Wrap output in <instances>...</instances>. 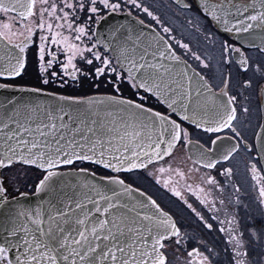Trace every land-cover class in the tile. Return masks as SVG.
<instances>
[{
	"label": "snow or ice",
	"instance_id": "1",
	"mask_svg": "<svg viewBox=\"0 0 264 264\" xmlns=\"http://www.w3.org/2000/svg\"><path fill=\"white\" fill-rule=\"evenodd\" d=\"M177 3L192 8L189 2ZM132 8L158 27L134 17ZM198 8L196 22L189 20L196 31L203 30V18L242 42L241 47L221 43L225 64L234 62L240 71L251 72L237 95L229 92L231 73L219 93L214 92L176 46L204 67L206 60L176 40L173 30L141 0H0V77H19L27 53L35 48L43 84L59 81L63 87L65 78H84L98 93L65 96L21 87V95L0 97V264H219V251L203 239L189 248L193 238L182 233L157 200L122 178L137 169L154 176L157 184V173L168 174L163 186L209 231L215 230L213 223L181 188L215 213L211 219L220 224L227 264H264V224L257 226L254 216L238 219L222 198L225 218L218 219L216 194H223L225 187L211 174L219 168V175L230 180L233 169L221 162L230 161L242 147L256 151L248 163L257 183V165L264 168V122L254 133L255 144L237 125L238 113L250 111L239 103L243 91L258 85L264 97V83H259L264 81V0H198ZM126 9L135 23H108ZM257 33L260 42L247 43L261 57L254 62L242 48L245 36ZM206 37L215 41L212 32ZM231 54L239 59L233 61ZM124 86L131 95H124ZM13 87L0 83L3 89ZM42 92L51 100H42ZM150 98L166 105L169 113L149 106ZM260 111L264 113V103ZM184 121L213 134L210 146L193 142ZM224 130L231 135H220ZM194 143L199 151L188 157L192 166L186 171L171 162L164 166L178 145ZM85 162L113 174L98 176L95 169L77 166ZM18 165L25 176V166L41 171L38 182L29 186L34 191L22 190L20 174L12 171ZM173 176L175 186L169 187ZM189 180L196 181L195 187ZM234 203L239 205V199ZM257 207L264 216V185Z\"/></svg>",
	"mask_w": 264,
	"mask_h": 264
},
{
	"label": "flooded vegetation",
	"instance_id": "2",
	"mask_svg": "<svg viewBox=\"0 0 264 264\" xmlns=\"http://www.w3.org/2000/svg\"><path fill=\"white\" fill-rule=\"evenodd\" d=\"M180 1L181 3H191V10L182 9L174 0H141V3L144 6L148 7L149 10L154 13V15L158 16L162 24L173 30L172 35L175 36L176 40H182L184 43H188L193 51L198 52L201 57L206 60L208 66L204 67L197 61L193 60L190 55L184 56L183 50L179 49V47L176 46L178 54H180L182 58L187 59L188 62L205 77V79L209 82L214 90L219 91L220 88L223 87V80L229 75V73H231L229 92L232 95H237L241 91L240 85L242 81L251 76V72L245 73L240 71L234 62L225 64L222 58L221 43L222 41L227 40L230 44H233L236 47H241V44L234 41L230 36L224 34L223 32H220L217 28L214 27V25L206 22L203 18H201L200 20V23L203 25V30L199 32L196 31L195 27L189 24V20L191 19L193 23H195L197 16L200 15L197 1ZM126 11L127 9L125 10V12ZM132 13L133 16L144 20L146 24H151L154 27H158L155 21L152 20L151 17H148L147 14L140 12L135 8H132ZM206 32H212L214 34V42H210V40L206 37ZM242 50L245 51L247 55L251 56L254 62L261 59L259 53L254 48L244 46ZM35 52V48H32L27 53L26 68L19 77L13 79H0V82L40 87L47 91L62 93L71 96H83L97 93V90H92V92L88 93L80 92L78 88L79 82H73L68 78H65L68 80V82L64 84L63 87L60 86L59 81L50 80L49 84H43V78L39 71V62ZM231 55L233 61L239 59V56L237 54ZM30 61L34 64L33 72L30 71ZM52 70L58 69L54 68ZM34 72L35 77L31 78ZM259 83H264V81H260ZM92 86L95 87L94 85ZM104 91L105 89H100V92ZM123 92L125 96L131 95L127 86H124ZM259 95V87L257 85L253 88L244 90L243 95H240L238 97L241 107L247 105L250 111L247 114L242 113V111L238 113L239 119L237 121V125L243 131V135L246 139H248L249 143L253 144H255L254 133L258 130L261 123ZM245 96L248 97V100L244 99ZM146 103L149 106H153L156 110L164 112L165 114L169 113V111L162 104L157 102L155 98H150L148 101H146ZM172 118L176 119L178 122L180 121V119L175 114H172ZM183 126L189 128V130L191 131V138L193 142H195L196 140H200L202 144L210 146V144L207 143L208 138L210 136L212 138H215L213 134H206L202 129H195L194 126L186 122H183ZM220 135H231V133L228 130H224V132L220 133ZM198 151L199 148L195 145V143L188 147L180 144L174 149L171 160L168 157L165 158L164 166L167 167L168 163L171 162L173 168L179 166L186 171L188 167L192 166V161L189 160L188 157L197 153ZM254 157H256V151L248 153L242 147L237 154H234L233 158H231L230 161L221 162L223 168L231 167L233 169V175L230 180H228L224 176L219 175V168L211 171V174L216 176L217 179L225 187V191L223 192V194H216V206L218 208H221L218 219L225 218L222 206H220L219 204V199L222 198L225 200V205L228 206L229 211L235 212L238 219H241L243 221L249 216H254L256 218L257 226L264 224V216L259 215L257 207L259 187L261 185H264V172L263 168H261V166L258 164L257 167L258 169H260V174L257 177V180L259 181V183L252 179L248 162ZM77 166L79 167L81 165L79 164ZM155 167L158 168L160 167V165L156 164ZM90 168L95 169L97 173L101 175H111L109 171L102 170L96 166L90 165ZM148 171H153V169L150 168ZM202 171L207 170L202 169ZM41 174L42 173L40 172L36 174L32 178V180L28 182L26 181V183L24 184L21 183L23 185L22 190L32 191L33 188H30L29 186L33 185L39 179ZM157 175H161V183L159 184L156 183L154 176H148L147 172H145L144 170L124 173L122 174V178L125 179L126 182L133 184V186L140 187L141 190L147 191L148 194H150L154 199L157 200V202L163 209L168 211L174 217L182 233H185L189 237L193 238L192 242L189 244V248L196 246V240L203 239L207 242L209 247H213L220 252L219 264H227L228 258L223 252V234L219 233L218 231L220 224L218 223V221L211 219V217L215 213L209 212L207 208L201 205L196 195L188 192L186 188H181L183 195L188 199L189 203H192L193 206L196 207L197 210L205 216L208 222L213 223L215 230L209 231L204 227L203 222H201L199 218H197L195 214L187 208V206L179 197H175L172 192L169 191V189L163 186V180L169 179L168 174L157 173ZM175 180L176 177L173 176L170 179L169 187L175 186ZM183 183V181H180L181 185H183ZM188 183L193 184V186L195 187L196 181L189 180ZM234 185L239 186V192L235 191V188L233 187ZM236 199H239V205H236L234 203Z\"/></svg>",
	"mask_w": 264,
	"mask_h": 264
},
{
	"label": "water",
	"instance_id": "3",
	"mask_svg": "<svg viewBox=\"0 0 264 264\" xmlns=\"http://www.w3.org/2000/svg\"><path fill=\"white\" fill-rule=\"evenodd\" d=\"M174 1H176L177 2V0H174ZM197 1V4H198V0H196ZM181 2V1H180ZM135 17V16H134ZM125 20H127V21H130V22H132V23H135V21L132 19V17H128L127 15H126V12L125 13H119V14H114L113 16H112V18L108 21V23H115V22H124ZM145 25H148V24H146L145 23ZM215 27V26H214ZM216 28V27H215ZM218 29V28H217ZM220 32H223L222 30H220V29H218ZM224 33V32H223ZM224 34H226V35H228V36H230L234 41H236L237 43H239V44H241L242 42H241V40H238L236 37H235V35L234 34H228V33H224ZM249 41H251V42H254V43H259L260 42V39H259V34L257 33L255 36H253V37H248V36H245V38H244V41H243V44H244V46H246L247 47V43L249 42ZM198 71V70H197ZM199 72V71H198ZM201 74V73H200ZM202 75V74H201ZM0 78H2V79H10V78H7V77H0ZM12 78H15V77H12ZM71 80V79H70ZM208 82V81H207ZM1 83V82H0ZM209 83V82H208ZM14 87L13 88H8V89H3V88H0V97H3V96H12V95H21V93L20 92H18L17 91V89L18 88H21V87H23V88H33V87H30V86H23V85H13ZM212 90L214 91V92H216V93H219V91H216V90H214L213 89V87H212ZM43 92H50V91H46V90H43ZM43 92L40 94V98L42 99V100H51V97H48V96H45L44 94H43ZM57 95H64V94H59V93H56ZM96 94H98V93H94V94H90V95H96ZM25 95H28V94H26L25 93ZM65 96H68V95H65ZM86 96H89V95H86ZM259 101H260V106H261V104L262 103H264V97H261L260 95H259ZM163 105V104H162ZM166 109H167V106L166 105H163ZM168 110V109H167ZM169 111V110H168ZM178 117V116H177ZM179 119H180V117H178ZM184 122H186V123H188V124H190V122H188V121H184ZM262 122H264V113H262L261 112V123ZM191 125V124H190ZM193 126V125H192ZM259 129V128H258ZM189 149V148H188ZM190 151V150H189ZM86 163V162H85ZM31 167H34V166H31ZM99 167V166H98ZM35 168V167H34ZM99 168H102V167H99ZM37 169V168H36ZM103 169V168H102ZM39 170V169H38ZM104 170H107V169H104ZM137 170H142V169H137ZM107 171H109L111 174H113L112 172H111V170H107ZM133 171H135V170H133ZM263 172H264V168H263ZM98 176H99V174H97ZM41 178V177H40ZM38 182V181H37ZM128 183V182H127ZM135 187V186H134ZM33 191H34V189H33ZM165 210V209H164ZM166 211V210H165ZM168 212V211H167ZM169 213V212H168ZM170 214V213H169ZM171 215V214H170ZM172 216V215H171ZM173 217V216H172ZM173 219H174V217H173ZM175 220V219H174ZM176 221V220H175Z\"/></svg>",
	"mask_w": 264,
	"mask_h": 264
},
{
	"label": "bare ground",
	"instance_id": "4",
	"mask_svg": "<svg viewBox=\"0 0 264 264\" xmlns=\"http://www.w3.org/2000/svg\"><path fill=\"white\" fill-rule=\"evenodd\" d=\"M25 168L27 169V175L26 176L24 175L25 169L20 168L19 165L17 166L16 169H13L12 170L13 172H16V173H19L20 174V176H21V183L22 184L26 183V181L28 182V181L32 180V178L36 174L40 173V172H38L39 171L38 169H35V168L31 167V166H25Z\"/></svg>",
	"mask_w": 264,
	"mask_h": 264
},
{
	"label": "rangeland",
	"instance_id": "5",
	"mask_svg": "<svg viewBox=\"0 0 264 264\" xmlns=\"http://www.w3.org/2000/svg\"><path fill=\"white\" fill-rule=\"evenodd\" d=\"M30 71L33 72L34 71V64L33 62L30 61ZM35 77V72L34 74L31 76V78H34ZM79 91L80 92H90L92 90H96L95 87L92 86V84L87 80V79H84V78H81L79 81ZM94 88V89H93Z\"/></svg>",
	"mask_w": 264,
	"mask_h": 264
},
{
	"label": "trees",
	"instance_id": "6",
	"mask_svg": "<svg viewBox=\"0 0 264 264\" xmlns=\"http://www.w3.org/2000/svg\"><path fill=\"white\" fill-rule=\"evenodd\" d=\"M90 92H92V91H90ZM85 93H88V92H85ZM84 166H86V167H88L89 166V164H83Z\"/></svg>",
	"mask_w": 264,
	"mask_h": 264
}]
</instances>
